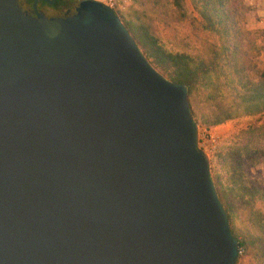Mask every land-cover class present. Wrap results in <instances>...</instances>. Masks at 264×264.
I'll return each mask as SVG.
<instances>
[{
  "label": "water",
  "instance_id": "obj_1",
  "mask_svg": "<svg viewBox=\"0 0 264 264\" xmlns=\"http://www.w3.org/2000/svg\"><path fill=\"white\" fill-rule=\"evenodd\" d=\"M0 0V264H236L185 84L119 16Z\"/></svg>",
  "mask_w": 264,
  "mask_h": 264
},
{
  "label": "trees",
  "instance_id": "obj_2",
  "mask_svg": "<svg viewBox=\"0 0 264 264\" xmlns=\"http://www.w3.org/2000/svg\"><path fill=\"white\" fill-rule=\"evenodd\" d=\"M33 1L19 3L32 11ZM69 1L74 0L41 5L58 10ZM181 1L149 0L130 14H116L153 68L164 71L165 79L187 86L190 110L202 107L207 127L263 114L264 66H258L257 57L264 29L253 30L247 23L255 9L244 0H190L203 35L195 46L173 50L162 42L159 29L182 13ZM263 161L264 121L260 120L240 128L217 153L220 170L211 178L240 244L236 264H264V186L244 175L246 165Z\"/></svg>",
  "mask_w": 264,
  "mask_h": 264
},
{
  "label": "rangeland",
  "instance_id": "obj_3",
  "mask_svg": "<svg viewBox=\"0 0 264 264\" xmlns=\"http://www.w3.org/2000/svg\"><path fill=\"white\" fill-rule=\"evenodd\" d=\"M75 4L78 0H74ZM110 6L117 13L130 14L138 5L147 3L149 0H99ZM260 0L259 7L264 8V4ZM256 3V2H255ZM258 3V2H257ZM263 5V6H262ZM42 6L39 10L46 16H54L58 13L57 9L51 8L47 5ZM181 14L174 18L169 26L160 25L159 34L162 42L167 48L179 50L185 48L186 44L195 46L197 39L203 33L201 32L200 19L197 17L196 12L193 10L190 0L181 1ZM254 9L256 6L250 5ZM255 14V13H254ZM250 16V15H249ZM254 22L250 16L248 27L253 29ZM261 29V28H257ZM264 29V28H263ZM254 30V29H253ZM259 56L257 57L258 66H264V34L258 38ZM163 77L165 72L157 70ZM193 120L198 125V146L203 149L209 156V170L211 177L214 171H219L220 166L217 163V153L219 150L229 144L232 136H234L240 128L245 127L248 123L255 120L264 121V113L250 117H242L234 120H228L224 123L209 126L205 124L206 115L202 111V107L192 106L190 110ZM244 175L249 180L259 181L264 186V161L257 165H246L244 168ZM258 205V204H257ZM241 251L239 253V256Z\"/></svg>",
  "mask_w": 264,
  "mask_h": 264
},
{
  "label": "crops",
  "instance_id": "obj_4",
  "mask_svg": "<svg viewBox=\"0 0 264 264\" xmlns=\"http://www.w3.org/2000/svg\"><path fill=\"white\" fill-rule=\"evenodd\" d=\"M244 1L247 5L254 4V6H256V9L254 11L255 14L254 13L249 14L250 16H252V20L254 22L252 28L253 29L264 28V8H260L259 5H257L259 4L260 0H244ZM261 3L264 4V1H261ZM250 16H248V20H247L248 24L250 22Z\"/></svg>",
  "mask_w": 264,
  "mask_h": 264
},
{
  "label": "flooded vegetation",
  "instance_id": "obj_5",
  "mask_svg": "<svg viewBox=\"0 0 264 264\" xmlns=\"http://www.w3.org/2000/svg\"><path fill=\"white\" fill-rule=\"evenodd\" d=\"M19 2H20V0H19ZM41 3L42 2H39L37 4V8H39V7L41 8L42 7V6H40ZM77 5H78V1L76 2V4H75V1H69V3L67 5H64L62 8H59L58 9V13L56 15H54V16H68V15H71V14H73L75 12V8H76ZM24 7H26V5H24ZM26 10L28 11L29 9H26Z\"/></svg>",
  "mask_w": 264,
  "mask_h": 264
}]
</instances>
